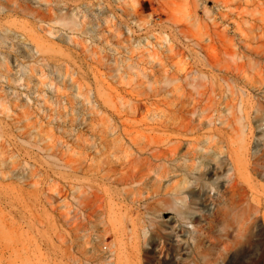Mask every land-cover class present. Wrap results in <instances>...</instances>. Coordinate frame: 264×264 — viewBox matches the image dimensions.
<instances>
[{
  "label": "rangeland",
  "instance_id": "rangeland-1",
  "mask_svg": "<svg viewBox=\"0 0 264 264\" xmlns=\"http://www.w3.org/2000/svg\"><path fill=\"white\" fill-rule=\"evenodd\" d=\"M121 1L26 0L20 4L23 12L1 11L0 172L6 177L0 175V187L10 191L9 198L0 197V211L13 224L7 221L0 227L13 241L0 239L7 249L0 252V264L56 263L44 243L52 234L46 225L57 224L62 214L57 209L66 201L72 212L66 207L60 211L67 210L68 218L75 211L79 218L81 191L110 187L119 194L131 188L106 183L108 168L153 167L160 164L166 142L182 140L184 151L185 141L205 140L199 133L207 130L190 133L184 128L188 118L195 120L187 112L198 101L196 111L207 108L213 131L230 119L220 100L233 93L237 118L247 116L232 125L245 138L248 159L264 147V0H137L125 12L118 6ZM48 13L72 14L75 26L41 20ZM175 25L191 32L178 34ZM228 168L205 173L206 187L193 189L201 198L195 204L187 203V193L181 196L190 205L193 224L169 213L148 215L160 223V237L141 220L136 232L117 226L116 242L96 240L101 256L88 247L96 256L89 252L87 257L101 264H264V176L250 175L245 204L218 211L215 203L227 196ZM172 176L169 182L176 179ZM104 202L112 208L121 205L115 213L120 217L137 215L125 196ZM98 212L96 220L102 223L90 225L96 230L92 234L101 238L110 225H104V211ZM144 216L141 210L138 217ZM67 235L70 244L76 233ZM107 244L123 255L115 259L105 254Z\"/></svg>",
  "mask_w": 264,
  "mask_h": 264
},
{
  "label": "bare ground",
  "instance_id": "bare-ground-1",
  "mask_svg": "<svg viewBox=\"0 0 264 264\" xmlns=\"http://www.w3.org/2000/svg\"><path fill=\"white\" fill-rule=\"evenodd\" d=\"M25 1L26 0H0V3L5 2L7 4V5H4V3H3L4 6L0 5V14H1V11H3L4 13H6L8 11H9V13H12L10 11H15V12L16 11H19V12L25 11L26 10L25 8H21V10H19V8L22 7V6H20V4L22 2H25ZM9 3H13V6H12V4L10 6ZM107 3H109V2H107ZM136 3H137V0H122L118 6L121 7L122 12H125V11H128V9H132L136 5ZM14 4H17L18 6L15 5L16 6L15 7ZM47 11L51 12L52 10L49 8V10H47ZM55 11H58V9H55ZM40 17H41V20L54 21V23H58L62 27H73V26H75V22L72 18V14L70 15L67 13H62V14L60 13V14L52 15V14L48 13L47 16L43 17L41 15ZM138 22H139V24H142L143 20L139 19ZM183 22H186L187 24H189L190 28L193 26L192 23H189V20L183 19ZM189 27H185V26L182 27L180 25H175L174 28L176 29L178 34L186 35L187 33L191 32V29ZM206 33H207V31H206ZM210 36L211 35H209L207 38L208 41L210 40ZM195 44L207 54L208 49L205 46L202 47L200 45L201 44L200 41L196 40ZM226 52H228V51H226ZM229 85L227 82L226 86L228 89H230ZM212 93H213V91H212ZM198 95L202 96V95H204V93L201 92ZM232 95H233V93L230 94V98L225 96V98L220 100V103L224 105V108L226 109V111L228 110L231 113L230 119H226V121L220 122V123H222L221 124L222 127L220 129L216 128V130L212 128L213 131L210 130L211 128H209V127L211 125H214V121H212V118L207 115V112H208L207 108L206 107L200 108V110L198 112V111H196V109H197V105L199 104V101L196 103V105H190L192 107H190L191 110H189L187 112V114H189L191 116H195V120L188 118V125L186 127L184 126V128L186 130H188L190 133H192V132L196 133V132H201V131L203 132V129H204V131L207 130L206 133H204V134L199 133L200 135H203L205 137V140H200L198 137V138H195L194 140H191L192 139L191 138L188 141L187 139H189L190 137L187 138L185 135V137L187 138L186 139L187 141H185V146H184L185 150L184 151L180 149V143L182 140L178 139V140H175L174 142H171V143L166 142L165 146H164L165 149L160 152V157H159L160 164L154 165L153 167L151 165H149V167L147 166L146 169L140 168V169H137L134 171H130L126 167L123 166L119 172H115L114 170H111L110 168L107 169L106 173L103 176V180H105L106 183L116 184L119 186L131 185L130 189L122 190L119 194L116 191H112L110 189V187H108L107 189L101 188L100 190H83V191H81L79 198H78L79 199V205H78L79 207L76 206L78 208V210L80 208V212L77 210L78 214L80 213L79 218L76 215H74V213H75L74 210H73L74 212L72 213L73 216L71 215L72 218L71 217L68 218L70 215H68V213H66L67 210L66 211L64 210L65 214H63L64 211H62V212L60 211L61 208L64 209V207H66V206L70 207V205H68V204L66 205L65 204L66 201L63 200V201H65V203H63L64 206L62 205L61 208L57 209L59 213H62L60 215L58 213L59 216L57 215L58 219H59V220L58 219L57 220H58V222L60 221L59 222L60 225H57L58 222H56L57 224H51L52 221L49 223L48 220H47V222L49 224L47 223L48 225H46V228L48 230L47 232H49V234H51V233L52 234L50 235V237L45 239L44 245L50 251L49 252L50 255H52V257L55 259L54 262H56V263H54V264H93V263L97 264V263H99L100 262L99 259H98L99 262L97 261V263L96 262L92 263V261H94V260H92L91 257H89V258L87 257L89 255V252L95 248L94 245L97 244V243H95L96 240H101L102 242H107V240L111 239L110 243H114V242H116V241H114L115 236H117V234H118V230H117L118 227L117 226H122V225L130 226V228L132 230H135V232H136L139 229L140 220L142 221V223L144 222V224L148 223L147 225L152 228L151 232L160 237V231L158 232V230H159L158 226H160V223L157 221H154L152 219H148V215L155 216V215H158L160 213L161 214L162 213L163 214L169 213L175 217H178V219L181 222L184 221V222L191 224L193 222V218H192V216H190L191 214H189L187 212V210H189L188 207L190 208V205L187 206V204L184 202L185 196L184 197H181V196L184 195V193L185 194L187 193L188 196L190 197V199H189V202H187V201L186 202L189 204H195L197 201H199L201 198L198 195L193 194V192H194L193 189L197 186L199 190H201V191L203 190V188L206 184L204 181L205 180V173L208 171L216 172L220 168H224L225 166H229V168L227 169V172H229L228 181H227V188L225 189V192H227V193H225V195L228 196V194H229V196L228 197L226 196L222 199V201L215 203V207L218 211L233 210V209L240 207L241 205L245 204L247 202L246 198L248 195L246 188L249 187L248 181L250 179V175L251 174H253V175H255V174H261L262 175L263 174V176H264V147H262L263 149L260 151V153H258V154L256 153V155L252 154L253 157H250L248 159V157L251 155L248 156L246 154V150H244L246 143L243 139H245V138L242 139V137H243L241 135L242 132H240L241 133L240 134L239 133L240 129L237 130L238 127L237 126H236L237 128L234 127L237 124L234 123L235 125H232L233 124L232 122H237L239 118L240 119L242 118L239 116H242L241 114H244L245 111L243 110V112H242V108H241L242 104H241V106L239 107V109L241 111L240 110L239 111L242 113L240 114V112L236 111L237 114L238 113L240 114V115L238 114L239 118H237L235 111H234L236 105L231 103V101H233ZM229 99H230V101H229ZM208 100H209V96H208ZM209 101L211 102V100H209ZM259 103H257V104H259ZM249 108L251 109V107H249ZM245 109H246V107H245ZM250 109H248V110L251 111L253 108L251 110ZM245 114L241 120L239 119L240 121H242L245 117L247 118V116ZM220 123H219V125H220ZM237 123H240V122L238 121ZM262 123H264V122L262 121ZM207 127L209 129H207ZM182 142H184V141H182ZM167 143L170 145L168 146ZM244 160H245V162H244ZM150 168H152L151 172H153V174H154L153 179L149 176L150 175L149 174ZM32 174H33V172L30 173V176H29L30 178H32L31 177ZM0 175L3 176V178L6 177L5 173L0 172ZM171 175L176 177V179L173 182L168 181V179L171 177ZM150 180H151V183L148 182ZM203 181L205 184H203ZM162 182L165 185L163 184V186L161 185L160 187H158L157 184L159 185V183H162ZM30 184L33 186L32 183H30ZM30 184L28 186H30ZM133 184H134V187L132 186ZM60 190L61 189H59V191ZM9 191L10 190H9L8 186L7 187H4V186L0 187V197L4 199L7 196V194H9ZM60 192L63 193L62 191H60ZM57 193H59V192H57ZM66 194H68V193H66ZM222 194H223V192H222ZM56 195H58V194H56ZM10 196H12V195H10ZM58 196H60V195H58ZM64 196H65V194H64ZM64 196H62V197H64ZM76 196H78V195L76 194ZM118 196L119 197L125 196L127 198V200L130 201V203H132L133 205L136 206L135 208H137V210H136L137 215L134 219H132L131 216H129L130 214H126L123 217L118 216L119 214H117V215L115 214L117 212H120V210H121L120 206L121 205H116V208H112L113 207V206H111L112 203L110 204V203L104 202L106 199H109L112 201V199L114 197L117 198ZM220 196L222 197V195H220ZM7 197H6V199H7ZM14 197L15 196L11 197L12 202H16ZM59 199H64V198H59ZM76 199L77 198H74V200H76ZM50 202H49V205L52 203V202L51 203ZM47 203H48V201H47ZM52 204H54V202ZM75 205H77V204H75ZM51 206H52V208H54L53 205H51ZM117 206H119V209H117ZM69 207L68 208L66 207V208L71 213L72 211H70L71 209L69 210ZM126 209H128V208H126ZM48 210H50V208ZM98 210L99 211L101 210L102 212L104 211V214H105L104 216L106 218V219L104 218L105 220L103 221V222H105L104 225L105 224H106L105 226L110 225V227H108V229H105V227H103L105 230H104V234L101 238L99 237L100 235L98 236L95 233L92 234V232L96 231L94 229L93 225H95V223H98V221H99V220H96L98 217V213L100 214V212H98ZM141 210H143V212L146 214V216H144V218L138 217V213ZM53 211L54 210H52V212ZM56 213H57V211H56ZM0 215H1L0 216V226L4 223L8 224L9 221H10L9 223L13 224V222H12L13 220L11 221L10 217L4 216L3 214H1V211H0ZM92 219H94V220H92ZM147 219H148V222H147ZM54 220L56 221V219H54ZM100 223H102V221ZM90 224H93L92 225L93 229H92ZM98 225H101V224H98ZM207 225H208V223H207ZM115 227H117V229ZM1 229L2 228L0 227V239L2 241H4V240L13 241L12 240L13 235L11 236V234H9L8 232H7L8 234H6L4 232V230L3 229L1 230ZM68 233H72V234L76 233L75 237H72V239L73 238L74 239L69 241L70 244L66 241V235ZM120 233H121V231H120ZM67 236H70V235H67ZM120 236H121V234H120ZM142 236L144 238L143 240H145V242L147 243L148 240H146L147 238L145 237V234H142ZM162 236H161V238H164V236L163 237ZM136 238H137V240H140L141 234H138L136 236ZM42 239H43V235H42ZM54 241L59 242V245L54 246V244H56V243H54ZM135 241H136V239H135ZM138 242H140V241H138ZM151 242H152V240H150V243ZM73 244L75 245L76 248H74V249H76V250H74L72 248ZM74 245H73V247H74ZM116 245L114 244V246H116ZM130 245H132V244H130ZM134 245H137V244L135 243ZM0 246H2V244ZM42 246H43V244H42ZM98 246H100V245H98ZM125 246H126V244H125ZM88 247H90V249H91V250L89 249L90 251H88V249H87ZM132 247H135V246H132ZM98 248L97 249L95 248V250H97L99 253ZM104 248H105V254L107 252V253H109V256H113L115 259L120 254H122L121 251L117 250L118 249L117 247H116V249H113V250H112V248H113L112 247L110 250V244L105 245ZM133 249H135V248H133ZM5 250H7L6 247H4V246L0 247V252H4ZM101 250L103 251L104 249H101ZM125 250H124V254H125ZM128 250L129 249L127 248V251ZM144 252L147 253L148 251L146 250ZM92 253L94 254L93 251H92ZM100 253L98 255L101 256ZM94 255L96 256V254H94ZM95 256H93V257L95 258ZM102 257H104V255H102ZM49 259H50V257H49ZM95 259H97V258H95ZM100 260L102 261V258H100ZM118 262H119V260H118ZM99 264H101V263H99ZM106 264H112V263H106Z\"/></svg>",
  "mask_w": 264,
  "mask_h": 264
}]
</instances>
